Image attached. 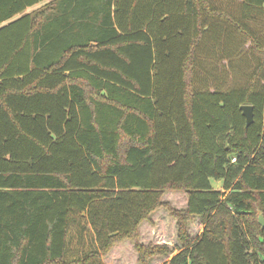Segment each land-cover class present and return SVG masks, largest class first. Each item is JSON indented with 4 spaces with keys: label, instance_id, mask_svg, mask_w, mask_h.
Instances as JSON below:
<instances>
[{
    "label": "trees",
    "instance_id": "trees-1",
    "mask_svg": "<svg viewBox=\"0 0 264 264\" xmlns=\"http://www.w3.org/2000/svg\"><path fill=\"white\" fill-rule=\"evenodd\" d=\"M260 216L264 0H0V264H264Z\"/></svg>",
    "mask_w": 264,
    "mask_h": 264
},
{
    "label": "rangeland",
    "instance_id": "rangeland-1",
    "mask_svg": "<svg viewBox=\"0 0 264 264\" xmlns=\"http://www.w3.org/2000/svg\"><path fill=\"white\" fill-rule=\"evenodd\" d=\"M215 189L221 188L219 183L212 181ZM162 201L169 203L177 210H183L186 206L187 196L183 191H166L163 194ZM202 228L199 219L190 223V234L196 237ZM139 242L142 245H168L175 254L179 247L176 238L175 220L163 209L158 210L151 215L149 221L144 222L140 227ZM165 259H153L150 264H163ZM105 264H137V253L133 242L126 240L113 246L107 256L104 258Z\"/></svg>",
    "mask_w": 264,
    "mask_h": 264
},
{
    "label": "water",
    "instance_id": "water-1",
    "mask_svg": "<svg viewBox=\"0 0 264 264\" xmlns=\"http://www.w3.org/2000/svg\"><path fill=\"white\" fill-rule=\"evenodd\" d=\"M242 115L246 121V127H248L253 122V113L251 106H242L241 107ZM259 224L264 227V221L262 216L259 217Z\"/></svg>",
    "mask_w": 264,
    "mask_h": 264
},
{
    "label": "crops",
    "instance_id": "crops-1",
    "mask_svg": "<svg viewBox=\"0 0 264 264\" xmlns=\"http://www.w3.org/2000/svg\"><path fill=\"white\" fill-rule=\"evenodd\" d=\"M30 11H31V9H28V10H27V12H30ZM219 184H220V183H219ZM201 231H202V228L200 229L198 235L201 233ZM198 235H197V236H198ZM167 260H168V259H167ZM167 260H166L165 262H167Z\"/></svg>",
    "mask_w": 264,
    "mask_h": 264
},
{
    "label": "built area",
    "instance_id": "built-area-1",
    "mask_svg": "<svg viewBox=\"0 0 264 264\" xmlns=\"http://www.w3.org/2000/svg\"><path fill=\"white\" fill-rule=\"evenodd\" d=\"M234 161H235V159L232 160V162H234Z\"/></svg>",
    "mask_w": 264,
    "mask_h": 264
}]
</instances>
